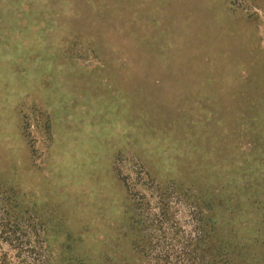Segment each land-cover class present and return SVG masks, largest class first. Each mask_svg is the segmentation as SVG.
<instances>
[{
    "label": "rangeland",
    "instance_id": "1",
    "mask_svg": "<svg viewBox=\"0 0 264 264\" xmlns=\"http://www.w3.org/2000/svg\"><path fill=\"white\" fill-rule=\"evenodd\" d=\"M2 200L48 264L157 222L264 264V0H0Z\"/></svg>",
    "mask_w": 264,
    "mask_h": 264
},
{
    "label": "trees",
    "instance_id": "2",
    "mask_svg": "<svg viewBox=\"0 0 264 264\" xmlns=\"http://www.w3.org/2000/svg\"><path fill=\"white\" fill-rule=\"evenodd\" d=\"M7 208V204L2 200L0 202L1 242L16 250L15 257L18 264H48L47 254L41 246L42 235L38 231L39 223L32 224L29 218L18 217L17 214L9 217L10 219L5 218L9 212ZM13 208L16 209V206ZM157 223L158 236L141 233L137 237L134 248L138 256L136 264H238L240 254L236 249L229 250V243L213 241L203 232H196L186 237L177 230L174 231L177 227L175 225L163 231L161 227L159 228L161 223ZM9 259L11 258L3 253L0 264H11Z\"/></svg>",
    "mask_w": 264,
    "mask_h": 264
}]
</instances>
